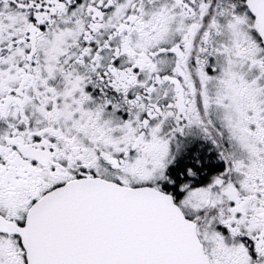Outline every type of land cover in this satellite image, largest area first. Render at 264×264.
<instances>
[{
	"label": "snow or ice",
	"instance_id": "obj_1",
	"mask_svg": "<svg viewBox=\"0 0 264 264\" xmlns=\"http://www.w3.org/2000/svg\"><path fill=\"white\" fill-rule=\"evenodd\" d=\"M0 264H264V0H0Z\"/></svg>",
	"mask_w": 264,
	"mask_h": 264
}]
</instances>
